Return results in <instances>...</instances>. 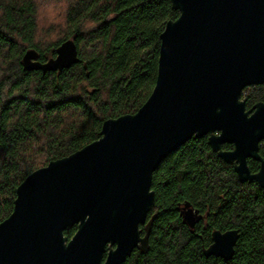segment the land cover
I'll use <instances>...</instances> for the list:
<instances>
[{"label": "water", "instance_id": "obj_1", "mask_svg": "<svg viewBox=\"0 0 264 264\" xmlns=\"http://www.w3.org/2000/svg\"><path fill=\"white\" fill-rule=\"evenodd\" d=\"M171 2L180 15L161 34L150 97L135 114L105 121L98 140L22 182L0 224V264H123L135 250L146 254L156 219L148 220L153 176L192 139L208 137L240 182L264 190V102L247 110L243 98L247 87L264 84V0ZM22 62L27 71L47 73L80 58L70 39L46 62L35 49ZM249 159L260 163L257 173ZM178 210L194 231L200 213L189 204ZM74 226L69 240L65 232ZM239 238L238 230H215L204 254L230 261Z\"/></svg>", "mask_w": 264, "mask_h": 264}, {"label": "trees", "instance_id": "obj_2", "mask_svg": "<svg viewBox=\"0 0 264 264\" xmlns=\"http://www.w3.org/2000/svg\"><path fill=\"white\" fill-rule=\"evenodd\" d=\"M46 2L60 6L64 26L56 33L40 25L36 0H0V224L29 175L98 140L105 121L135 114L145 104L156 84L161 34L180 15L171 0ZM70 39L78 64L61 72L24 69L29 49L46 62ZM243 97L247 108L264 102V84L246 88ZM248 165L258 172L257 161ZM152 191L150 249L135 250L123 264H264V190L240 182L208 137L166 157ZM186 204L202 216L194 231L178 210ZM215 230L239 231L232 260L205 256ZM76 231L74 226L65 236L70 240Z\"/></svg>", "mask_w": 264, "mask_h": 264}, {"label": "rangeland", "instance_id": "obj_3", "mask_svg": "<svg viewBox=\"0 0 264 264\" xmlns=\"http://www.w3.org/2000/svg\"><path fill=\"white\" fill-rule=\"evenodd\" d=\"M40 4V25L48 27L51 32H57L59 28L64 26V20L60 15V6L54 3H47L46 0H36Z\"/></svg>", "mask_w": 264, "mask_h": 264}, {"label": "flooded vegetation", "instance_id": "obj_4", "mask_svg": "<svg viewBox=\"0 0 264 264\" xmlns=\"http://www.w3.org/2000/svg\"><path fill=\"white\" fill-rule=\"evenodd\" d=\"M251 87V86H250ZM248 88V87H247ZM244 98V97H243ZM244 99H246V98H244ZM246 102H247V100H246ZM259 103V102H258ZM257 104V103H256ZM254 106V105H253ZM252 106V107H253ZM252 107H250V108H247V110H249V109H251ZM264 143V141H262L261 142V146H262V144ZM233 146V145H232ZM261 146H260V148H261ZM232 149H233V147H232ZM232 149H229V150H232ZM262 156V155H261ZM263 158H264V156H262ZM259 163V162H258ZM259 169H260V163H259ZM259 171V170H258ZM257 173V172H256ZM149 220V219H148ZM143 230H144V227H143Z\"/></svg>", "mask_w": 264, "mask_h": 264}]
</instances>
